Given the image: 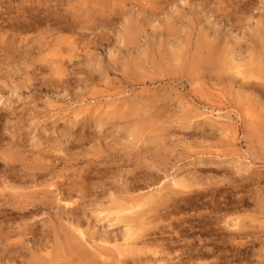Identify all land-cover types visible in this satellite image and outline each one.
<instances>
[{"label":"rangeland","instance_id":"374dc122","mask_svg":"<svg viewBox=\"0 0 264 264\" xmlns=\"http://www.w3.org/2000/svg\"><path fill=\"white\" fill-rule=\"evenodd\" d=\"M117 263L264 264V0H0V264Z\"/></svg>","mask_w":264,"mask_h":264},{"label":"bare ground","instance_id":"6f19581e","mask_svg":"<svg viewBox=\"0 0 264 264\" xmlns=\"http://www.w3.org/2000/svg\"><path fill=\"white\" fill-rule=\"evenodd\" d=\"M28 165H29V164H28ZM15 168H16V167L13 166V165H11V164L8 166V170H9V171H14ZM17 169H18V168H17ZM20 170H21V169H20ZM45 172H46V171H45ZM16 174H17V173H16ZM33 174H34V173H33ZM35 174H36V173H35ZM44 174H45V173H44ZM25 175H26V174H25ZM54 187H55V186H54ZM3 188H4V187H3ZM63 189H64V188H63ZM160 191H161V190H160ZM55 193H56V192H55ZM159 193H160V192H159ZM70 194H71V193H70ZM149 195H150V194H149ZM56 196H58V195H56ZM64 197H65V195H64ZM56 199H57V198H56ZM129 210H130V209H129ZM118 217H119V216H118ZM138 217H140V216H138ZM138 217H137V218H138ZM141 218H142V217H141ZM142 219H144V218H142ZM123 222H124V221H123ZM128 226H129V225H127V227H128ZM130 226H132V225H130ZM130 226H129V227H130ZM84 236H85V235H84ZM85 237H86V236H85ZM86 239H87V238H86ZM113 261H114V260H113ZM123 261H124V260H123ZM114 263H115V262H114ZM118 263H119V262H118ZM118 263H117V264H118ZM121 264H123V263H121Z\"/></svg>","mask_w":264,"mask_h":264}]
</instances>
